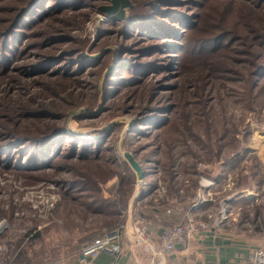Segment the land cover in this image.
I'll return each instance as SVG.
<instances>
[{
    "label": "trees",
    "instance_id": "16d2710c",
    "mask_svg": "<svg viewBox=\"0 0 264 264\" xmlns=\"http://www.w3.org/2000/svg\"><path fill=\"white\" fill-rule=\"evenodd\" d=\"M107 1L0 0V88L10 92L24 86L29 90L35 82L52 80L49 89L54 98L61 99L55 83L72 92L75 84L78 88L85 84L93 94V101L86 107L92 108L101 81L103 113L96 117L79 114L74 118L81 123H95L105 113L124 108L132 96H138L137 106L127 105L122 110L130 113L142 108L128 139L148 138L152 131L168 132L180 122L189 124L192 115L195 116L194 105L206 108L213 95L222 100L229 94L246 103V108L253 103L264 107V0H132L134 6L129 9L127 21L110 19L106 27L99 28L91 47L95 52L113 44L116 50L109 49L97 59L89 60L83 54L88 42L70 37L67 31L82 28L97 6ZM64 17L74 21H66ZM47 23L59 27L41 31ZM74 43L81 47H67L58 52L60 44ZM115 55L113 70L103 75ZM194 73L196 78L191 77ZM83 94L79 95L83 98ZM193 95L196 100L190 102L189 96ZM29 101V106L22 108L10 103L12 107L0 113V169L19 178L44 181L49 180L52 169L59 175L65 169L75 171L71 166L76 163L83 164L82 170L71 171L76 179L62 185L63 196L81 200L86 215L89 212L109 218L108 230L122 226L120 214L134 192L136 175L107 146L121 124L105 130L102 136L77 135L69 131L70 113L63 108L54 103L51 106L40 103L31 108L35 103ZM81 104L79 98L73 108ZM116 104H121L120 108L116 109ZM229 138L228 147L237 148L232 145L234 137ZM179 142L185 145L179 138L175 143L165 142L169 146L165 156L169 164L165 168L170 174L173 195H179L172 183L174 170L181 165V158L174 151ZM226 148L220 144L218 152L221 155L225 151L229 159L231 150ZM237 150L224 165L228 170L239 166L249 153L244 147ZM146 162L149 163L148 158ZM124 166L125 175L120 169ZM116 177L119 182L110 188V197H103L102 187ZM255 177L254 174V180ZM220 179L216 177L215 181ZM257 183L261 185L260 180ZM182 202L188 203L186 199ZM259 229L262 228H255L254 232Z\"/></svg>",
    "mask_w": 264,
    "mask_h": 264
},
{
    "label": "rangeland",
    "instance_id": "374dc122",
    "mask_svg": "<svg viewBox=\"0 0 264 264\" xmlns=\"http://www.w3.org/2000/svg\"><path fill=\"white\" fill-rule=\"evenodd\" d=\"M129 2L130 8H132L134 6L132 0H129ZM110 6V0L99 4L91 16L81 25L82 28H72L67 31L70 37L88 42L83 54L89 60L97 59L109 49L116 50L115 45L108 44L98 51H91L93 43L97 40L99 28L101 26L106 27V23L112 19L100 11L103 7L109 8ZM130 8L125 9L121 16L116 17V20L127 21ZM62 19L66 21L73 20L67 17ZM77 20L75 22L79 23ZM79 20L82 21L83 19ZM55 26L59 27L56 23ZM56 27H53L52 23H47L42 27L41 31H53V28ZM108 27L110 28L111 26ZM34 39L38 40L40 38L34 37ZM78 44L74 43L73 46H70L71 44H60L57 49L58 52H61L69 47H81ZM95 55H98V57L94 58ZM114 58L112 65L104 71L103 75L110 68V71L113 70L117 55ZM191 77L196 78L197 75L194 73ZM183 78L185 79V77ZM183 78L181 82L185 83L186 80L184 81ZM193 80L196 82L195 79ZM38 81L40 82L41 80ZM50 83H52V80H42L40 83L35 82L33 87L28 85L29 90L23 86L10 92L7 88H0V113H6L5 109L12 107L10 103H17V105H21V108L22 106L26 107L31 99L35 103L34 106H30L31 108L40 105V103L49 104V106L54 103L58 108H63L65 113H70L67 119V126L70 132L77 135L93 136L92 134H96V136H102L105 130L121 124V128L109 139L107 146L112 147L120 162H126L123 156L125 152L136 155L135 159L142 165L147 175H150V179L154 178V181L157 180L154 195H157L160 201L172 199L171 195L174 192H172L169 184L170 174L165 168V165L169 164V159L165 157L169 146L167 148L165 142L168 145L169 143H175L179 138L184 141L185 145L179 142L174 148L175 155L181 158V165L174 170L173 175L175 174V177H172L174 179L172 183L176 186L180 195L179 199L192 201L193 199H187L196 197L201 191L202 195L212 201L210 204H212L211 207L214 211V208H219L220 201L227 196V193L230 191L248 190V187L256 186L258 184L257 181L260 180V189L262 191L261 208L263 207L260 213L261 220L253 224L251 214L255 213L254 209L244 204L241 210L233 211L232 215L234 216L231 217L234 218L237 228L245 232H254V228L260 222L264 226V107L259 108L257 104L253 103L251 104L252 108H246L244 106L246 103L236 101L229 94H225L222 100L215 98V95H213L212 99L209 96L211 100L206 104V108L202 109L201 106L203 105H194L196 106L195 116L193 117L192 115L189 124L180 122L177 128L170 129L168 132L152 131L151 136H148V138L145 136L143 138L131 137V139H128L130 131L134 127V119L141 115L142 108L132 109L130 113H122V110L127 105V107L137 106L138 96H132L125 102L124 108L116 110V113H105L95 123L87 121L81 123L74 118L76 115H73V113L85 110V113H78L77 115H90L98 107L102 108L101 81H99L98 86V99L95 100V106L92 108L86 107L93 101V94L85 84H82V87L79 86V88L75 84V89L72 92L61 83H55V88L61 93L59 96L61 99H59L54 98L51 93L50 89L52 86H49ZM236 88L238 87L236 86ZM80 93H84L83 98L79 95ZM79 98L82 100V104L73 108V104L79 101ZM125 98H127V95ZM194 100H196L195 95L189 96L190 102ZM195 103L201 104L202 102L196 101ZM119 105L121 104H116L115 108H120ZM204 124H206L207 128H204ZM225 132L227 134H222ZM229 137H234L232 145L237 147L235 148L236 150L244 147V149H248L249 153L239 166L228 170L224 165L232 158L235 152L233 147L231 150L227 145L230 140ZM197 143L200 144L198 145ZM220 144H225V148L227 147L225 150H231L229 159L226 158L227 154L225 151L223 152L224 154H219ZM201 147L204 149L202 150ZM184 150L187 151L186 154L181 155ZM153 151L156 152L153 154ZM147 158L149 163L146 162ZM128 166L126 165L127 168ZM71 167H74L75 171H79L82 170L83 164L76 163ZM126 167L120 168L124 175L127 171ZM71 171L77 172L65 169L63 173L58 175L52 169L50 176L47 177L49 180L38 181L36 178H19L14 173L0 169V226L3 225L4 228L3 237L1 236L0 239L7 241L6 243L10 244L13 247L12 249L16 250V253L18 252V258H25L27 260L26 264H38V261H36L38 257L46 259L44 264H59L58 261L56 262V258L59 257L57 255L65 249L68 250H65V252H72L71 241L75 239L76 233L82 234L87 239L104 233L109 228L106 226L109 218L89 212L86 215V207L82 205L81 200L76 199V201L71 196H63L62 185L65 182L76 179ZM134 174L136 175L135 172ZM254 174L256 176L255 180L253 179ZM216 177H221L220 181H215ZM118 182L119 180L116 177L104 185L102 187L103 197L109 198L110 188ZM134 186L135 190L136 183ZM75 194L73 193L74 196H76ZM256 209L255 211L257 212ZM36 236L38 240L34 238ZM261 238H264V235ZM66 242L70 243V247H65Z\"/></svg>",
    "mask_w": 264,
    "mask_h": 264
},
{
    "label": "crops",
    "instance_id": "0c3cea01",
    "mask_svg": "<svg viewBox=\"0 0 264 264\" xmlns=\"http://www.w3.org/2000/svg\"><path fill=\"white\" fill-rule=\"evenodd\" d=\"M145 174L143 180L136 179V189L127 208L120 214L123 224L119 227L123 228L124 238L119 255L100 254L96 258L79 256L78 252L85 245L101 237L103 233L87 239L76 233L75 239L71 241L72 252H65V249L57 255L59 257L56 262L65 258L66 264H247L254 250L264 249V238H261L264 235V226L261 222L255 227L262 228L259 231L245 232L237 228L234 218L231 217L234 216L233 211L241 210L244 204L254 209L255 213L251 214L253 224L261 220V185L257 184L245 191H230L220 201L219 208H214L213 211L210 204L212 201L202 195L201 191L196 197L188 198L187 200H193L188 201L187 205L182 202L185 199H179L180 195L172 194V199L160 201L154 195L157 180L154 181V178L150 179V175L146 172ZM171 204L176 206L172 207ZM177 225L192 227L193 237L186 242L175 243L173 250L168 252L162 236L167 229ZM136 228L145 230V243L138 242ZM3 233L2 225L0 238ZM34 238L38 240L37 236ZM6 242L0 239V264H26L27 260L18 258V252ZM69 244L66 242L65 247H70ZM45 260L42 257L36 258L38 264L46 263Z\"/></svg>",
    "mask_w": 264,
    "mask_h": 264
},
{
    "label": "built area",
    "instance_id": "2783aa9c",
    "mask_svg": "<svg viewBox=\"0 0 264 264\" xmlns=\"http://www.w3.org/2000/svg\"><path fill=\"white\" fill-rule=\"evenodd\" d=\"M140 185H144L143 182H139ZM54 199V198H52ZM55 200V199H54ZM137 240L139 243L146 242V232L142 228H136ZM193 237V228L183 227L177 225L169 228L162 236V240L165 243V249L168 252L173 250L174 244L177 242H186ZM124 234L122 227H116L109 229L103 233V235L95 239L92 243L85 245L78 255L83 258L91 257L96 258L100 254H106L110 256H117L122 252V242ZM67 259L59 260V264H66ZM162 264H170L163 262ZM247 264H264V249L259 248L254 250Z\"/></svg>",
    "mask_w": 264,
    "mask_h": 264
},
{
    "label": "water",
    "instance_id": "95a60500",
    "mask_svg": "<svg viewBox=\"0 0 264 264\" xmlns=\"http://www.w3.org/2000/svg\"><path fill=\"white\" fill-rule=\"evenodd\" d=\"M110 1H111V6L109 8L103 7L100 12L104 15L110 16L112 19H116V17L121 16L124 10L130 8L131 6L129 0H110ZM97 57L98 55L94 56V58ZM110 70L111 68L108 71ZM84 111L85 110H79L78 112L73 113V115H77L78 113H85ZM101 112H102V108L98 107L95 111L90 113V116L93 117L99 116ZM123 156H124V160L129 164L130 168L136 173L138 180H143L146 174L142 165L135 159V156L129 152H125Z\"/></svg>",
    "mask_w": 264,
    "mask_h": 264
}]
</instances>
